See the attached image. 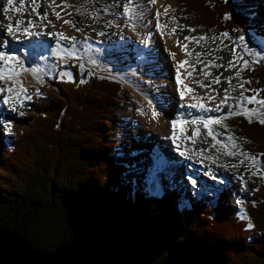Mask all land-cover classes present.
I'll use <instances>...</instances> for the list:
<instances>
[{
  "label": "trees",
  "instance_id": "obj_1",
  "mask_svg": "<svg viewBox=\"0 0 264 264\" xmlns=\"http://www.w3.org/2000/svg\"><path fill=\"white\" fill-rule=\"evenodd\" d=\"M69 2L73 0H68ZM197 28L235 36L247 20L234 0H179ZM231 14V19H225ZM0 141V231L42 253L102 238L143 264H264V179L243 207L222 192L181 207L180 191L134 194L113 155L121 84L71 67ZM246 95L264 98V64L245 68ZM58 86V89H54ZM246 152L264 161V125L236 118ZM252 223V228L248 224Z\"/></svg>",
  "mask_w": 264,
  "mask_h": 264
},
{
  "label": "bare ground",
  "instance_id": "obj_2",
  "mask_svg": "<svg viewBox=\"0 0 264 264\" xmlns=\"http://www.w3.org/2000/svg\"><path fill=\"white\" fill-rule=\"evenodd\" d=\"M260 1L262 2L264 0ZM20 2L21 0H13L12 4H8L7 0L0 1V21L5 24L3 25L4 27L0 26L2 30L0 31V43H3V39L6 38L8 40V48L14 41L20 42L23 40H29V42H32L33 40L37 47L40 48V52L51 50L52 54L50 55L49 59H39L34 54L30 53L18 54L16 56L18 60L23 61L24 67L29 69V71H20L17 65V71H19V75H17L14 79L0 80V89L4 90L0 91V104H4V109L1 110L0 113L2 114V116L6 114V112L9 115L15 110L14 108H18L19 106L14 107L15 103H17L18 105L20 104L16 97H12V94L6 91L5 88H7V86L10 87L11 85H15L19 88V91H22V94L25 93V95H28V93L32 91L37 81H54V79L56 80L59 76L62 77L63 75H60L61 69L64 75L70 77V65L68 64V56L72 55H68V51H71L73 55L77 54L80 57L82 54L81 49H83L85 53L90 45H95L97 49H100L102 47L100 42H93L92 39L83 38V40H59L57 34L60 32H63L66 37L70 38L72 23H64L65 20L70 21L68 17L69 13L71 12L69 5L68 7H55L54 10L56 12H59L62 17L61 19H57L53 14V9L48 7V4L51 2V0H36V2L39 4V15L37 14V12L32 11V8L34 7L32 0H23L24 7L22 9H20V6L18 5L20 4ZM167 2L168 0H157V3L153 6L150 4L149 0H134V29L129 23L128 15L124 13L123 18L128 22L127 25L130 27V29L126 33L125 39H122V45L118 42H115L113 44L121 45L123 47L122 50L132 56L134 60L130 62L131 64H129L128 68H125L123 70H114V65H112L108 68H104V71L106 72L105 74L111 76L112 78H115L117 82L121 83L124 94H126V92L130 90L133 91L132 98L129 101L132 109L127 112L124 117L125 120L122 123L126 127L131 126L134 128L133 138H137V135L141 131L139 122H141L145 126V128L151 132L152 136L156 137L157 133L160 137L159 139L157 137L156 142L153 141L155 143H153V148L150 151L151 153H148V155L144 156L145 162L149 164L148 168L145 167L146 173L149 175V177L153 170L157 167L159 153L155 151L154 147L161 140L162 146L164 141V143H170L174 147V149L177 147V144H179L180 147L184 146L188 150V154L181 152L178 154L175 153L174 156L168 155V160L166 161V163L169 162L171 166L175 165V162H177L178 160H182L185 162L182 163V165H185L184 169H174L175 167H172L173 172L170 169L169 171L167 170L168 176H174L175 179H178L183 183L184 181L188 180L189 177H191L192 179L198 177L200 178L197 173H202L201 170H212L213 175L222 178L229 175L228 173H226L228 171L222 170L216 166V152L211 151L210 148L216 150L220 148L231 149L233 147L232 145L234 143V140H229V136L224 132H220L221 129L218 126L212 125L211 131L213 135L210 136L208 135V130L205 129V127H203L201 123H197L195 125L189 123L182 126V128L184 129L183 132L181 131V128H177L176 130V134L178 136H181V140H177L174 142L170 138L173 135L171 121L175 118L188 121L200 120L201 118H221L220 115L217 117H210L207 114L212 108L213 104H216V102H218L217 100L212 98L215 96L208 93V90L205 92L202 91V94H207L208 97L201 98L200 96H195V94H197V92L195 91L196 88H199L200 86H204L206 88L207 86H211L217 93H219V97L225 92V89L227 88L225 87L226 84L224 82L213 85L209 84V79L212 78V75L209 77V75H206V73L207 71H211L212 73L216 71L212 67H206V70L204 69L205 73L201 74V77L198 78V76H200V71L203 68L200 66V64H198L199 61L196 59V56H194L197 50H194V43L190 42L186 43L187 52H185V50L183 49V38H180L179 36V23L175 21V19H177L176 17L178 16V14L176 13L177 6L174 7L175 0L172 1V4H167ZM55 4L65 5L64 2H61V0H55ZM168 5H173V7H171L165 15V7H167ZM1 7L8 9L7 11H5V9L2 10ZM263 7L264 4L262 2L261 6H259L261 11L264 9ZM17 9L20 10L17 11ZM157 10H159V12L161 13L159 18L161 25H165V20H168V18H172V20H168V26L166 28H162V30H157ZM246 12L250 13L249 16L253 24L251 28L252 32H254L256 35H261L258 33V31H255V28H259L261 25V13L257 12L255 9H252L251 11L249 10V12L248 10H246ZM45 13H47V19H40L39 17L44 15ZM258 13L260 14L258 15ZM256 15H258L259 18H256ZM16 21H21L23 23L17 28ZM28 21H31L35 26L32 27L28 25ZM9 23L14 26V34L10 36L7 35V25ZM26 28L28 29V34H25ZM152 28L156 29V34L149 37V32L150 30H152ZM172 29H176L175 34H172ZM161 31L164 32L163 36L161 35ZM195 35H197V33H195ZM52 39L54 40V43L52 42ZM178 40L181 42V47H177ZM259 43L260 45L258 48H262L261 45L264 46V40L259 39ZM252 48H254V45L252 46ZM0 51L5 50L4 48H0ZM57 52H59L60 55H57ZM172 54H175V56L173 57ZM141 56L143 57V59H140ZM71 58L75 59L73 57ZM56 61H59V63L55 64ZM183 61H188V63L184 68H180V75L183 84L178 85L176 83V69L178 64ZM10 63L16 64L15 61ZM104 66L105 65H101V68ZM0 67H3L2 62H0ZM33 68L37 69V72L35 74L31 72V69ZM59 72L60 74L58 75ZM189 73L191 75H189ZM17 81L19 83H17ZM196 81H200L201 83L196 84ZM188 88L192 89V91L188 92ZM182 89L185 91V97L183 100H181L180 98V90ZM167 90L169 92H167ZM164 94H168V96L170 97L177 98L179 100V102L177 103V107L179 108L180 105H183V110L181 111L180 108H175L177 109L176 111L169 110L170 105L166 104V101H164ZM168 96L166 97L169 98ZM9 97H11V99H9ZM221 98H223V96ZM232 98H234L233 88L231 89L230 95V99ZM191 104H196L197 106L203 104L205 106V111H194L191 107H188ZM232 104L234 105V103ZM137 105H139V111L137 109L134 110V107L137 108ZM160 105L163 106V108L159 107ZM140 106L142 110H140ZM222 108L224 111L229 112L230 107H228L227 103L226 105H222ZM153 110L160 112L158 120H153L151 116V112ZM2 116L0 117L2 118ZM239 116L244 115L241 114ZM3 121L5 120L3 119ZM223 121L224 120L222 119L219 124H221ZM191 129H193V131L199 129L198 135L193 137V131L191 132ZM202 133H206L207 137L204 138ZM185 135L188 137H193V139L184 140L183 137ZM213 136L215 137V139H213ZM206 138H208L207 140H212L210 141L213 142V146L205 144ZM145 141H149V139L146 138ZM129 142V146L135 149L137 152L147 153V151L149 150L148 144H140L134 141V139H131V141ZM174 143H176V145H174ZM137 144H139L140 146H138ZM120 155L122 156L121 152ZM257 162L253 163L257 164ZM165 164L163 166V169L159 171V173H161V176L163 175V173H166ZM147 174L143 176L145 177V184L155 185L157 186V188H159V179L162 177L160 176L159 178L158 172L156 173V181L153 183H149V177ZM204 177L209 178L210 180H214L210 177V175L208 176V173H205ZM245 178L243 177V179H241L240 177L235 179L230 177L228 179L232 181L233 179H235V182L239 181V186L242 187L241 184H243V182L246 183ZM222 179L221 181L224 180ZM197 186L204 187L205 189L208 187V185L204 181H201V184H198ZM189 187L195 190V187L190 184Z\"/></svg>",
  "mask_w": 264,
  "mask_h": 264
},
{
  "label": "rangeland",
  "instance_id": "obj_3",
  "mask_svg": "<svg viewBox=\"0 0 264 264\" xmlns=\"http://www.w3.org/2000/svg\"><path fill=\"white\" fill-rule=\"evenodd\" d=\"M1 1V0H0ZM172 1L174 0H168L167 4H172ZM238 9L242 12V14L245 16L247 20V26L245 31L238 33L235 36L227 35L224 36L218 35L216 32L206 33L201 28H196L193 17L186 14L187 12L182 8V5L179 3V0H175V6L177 11L176 13L178 16L176 17L175 21L179 23V36L180 38H183V43L186 44L188 42L194 43V50L196 51V59L199 61L198 64L203 68L200 71L201 74H204V69L206 67H212L216 71L213 73L211 71H207V73H210L209 77L212 75V78L209 79L210 85L212 84H219L220 82H224L226 84L225 92L219 97V93H217L211 86H201L199 88H196L195 91L197 94L195 96L202 97H208L207 94L203 95L202 91H207L214 97L216 104L214 103L212 108L207 113L210 117H226L223 119L224 121L221 124H214L215 126H218L221 131L227 134L229 137H235L234 144L236 145L235 148H220L218 150L210 148L211 151L216 152V159L215 162H217L216 166L222 170L228 171L229 175L224 176L228 183L224 186L222 190H215V187L213 186L209 178L203 177L205 173H209L211 171L209 170H201L203 175H200V178H195L197 181L196 184H201V181H204L208 187L207 190H203L202 187H199L197 191L192 190L189 187V184L192 185L189 180H186V185H181L180 183H177L175 181V178L173 176L167 175L166 173H163L161 176V173L158 171L159 178L160 176L162 178L159 179V188L155 185H149L145 184V177L146 170L145 167L148 168L149 164L145 162V155H148V153H151L150 151L153 148V143H155L160 138L159 135L156 133V137L152 136L151 132L148 131L145 126L139 122L140 126V133L137 135V138H133V130L134 128L131 126H124L122 123L125 120V115L127 112L132 109L130 106V100L132 98L133 91L130 90L126 92V94L123 93V87L122 92L119 96L120 99V105L117 107L118 117L117 121L118 124L116 125L117 130V136L116 139L118 140V144L116 146V151L114 154V158L118 162H124L126 166L128 167V171L125 177L129 185L133 188V193H149L150 195L160 196L163 195V189L165 187H171L173 189H176L180 191V193L183 194V198L181 199L182 206H189L191 202H194L195 200L199 199L200 196H202L206 192H211L210 195H208L209 198L212 199V202H216L219 199L220 192L224 191L226 194H231L233 196L232 203L234 205H238L239 212L241 215L245 216V208L243 205L248 202L253 197V192L257 189V186L259 184L260 179H264V161L263 160H257V164H254L252 160L247 159L248 157H251L246 152L247 143L242 140L241 137L238 136L237 130H235L230 122L236 118H242L248 120V118L244 116H232L228 117L227 112L224 111L221 105L220 111H215L214 109L218 104H220V100H222V96L224 97L227 95L230 99L231 95V89L233 88V94L234 98L227 100L228 107H231L233 104L236 103L237 100L241 99L242 95L244 97L246 96V89L242 90L240 88L241 83H243L241 79L242 71L244 68L248 67H254L260 64H264V46L262 45V48L259 47V39L264 40V9L261 11L259 6H261V3L264 1L260 0H234ZM61 2H64L65 4L69 5V8L71 9V12L69 13L68 17L71 21V33L70 32V38L74 37L77 40H83L85 39H92L93 42H100L102 47L100 49H97V47L94 45H90L88 49L85 51L81 49L82 54L79 57L77 54L68 56V64L71 65H79L80 70L82 73L86 71H90V75L95 77L96 79H110L115 80V78H112L111 76H108L105 74L104 68H108L109 66L114 65V70L120 69L123 70L125 68H128L130 62L133 61V57L129 54L125 53L122 50V44L121 42L125 39L126 33L129 31L130 27L127 25L128 22L124 20L123 14H124V4H127L129 0H73L69 2L68 0H61ZM20 6V4H18ZM169 6V5H168ZM173 7V5L171 6ZM264 8V7H263ZM2 10L6 9L1 7ZM8 9V8H7ZM252 9H255L257 12L261 13L262 22L259 28H255V31H258L261 35H256L254 32H252V20L249 16L250 13H247L246 10L251 11ZM258 13V15L260 14ZM7 15V14H5ZM258 15H256V18H259ZM8 17V16H7ZM172 20V18H168V20ZM168 20H165L164 24L166 27L168 26ZM170 22V21H169ZM5 25L2 21H0V26ZM73 25V26H72ZM4 27V26H3ZM75 27V28H74ZM188 29H195V31H189ZM0 31L1 28H0ZM102 33V34H101ZM195 33H197V36H195ZM156 34V29L152 28L149 32V37ZM183 35V36H182ZM76 36V37H75ZM85 36V37H84ZM88 36V37H86ZM200 36H205L207 39L205 40H192V41H186L184 37H194L198 38ZM244 36L245 41L241 43L239 41V37ZM123 39V40H122ZM143 41V40H141ZM15 42V41H14ZM52 42L54 43V40L52 39ZM115 42L120 43L121 45H113ZM13 43V42H12ZM92 43V42H91ZM143 43V42H141ZM244 44H247V48L244 47ZM254 45V48L252 46ZM114 46V48H113ZM143 48V47H142ZM234 49V51H233ZM263 53H262V52ZM84 55V57H83ZM71 57L75 58L72 59ZM242 57L243 59H240ZM79 58V59H78ZM72 59V60H71ZM243 60L248 61L247 67L244 66ZM234 62L235 67H231L229 62ZM59 63V61L55 62ZM106 63V64H104ZM67 64V65H68ZM59 65V64H58ZM101 65H105L101 68ZM61 69V67H60ZM70 69V77L67 75H64L62 72V69L58 73V75H63L62 77L59 76L54 81H37L35 83V86L33 87L32 91L28 93V95L25 93L22 94V91H19L18 87L15 85H11L10 87L13 89L11 92L12 97H16V99L19 101V105L15 103L14 107L19 106L18 108H14L15 110L11 114H0L2 118L0 117V140L6 138L7 141L13 139L14 134L12 133V130L17 123L23 121V119L26 117V113L28 111H35L37 112L38 105L40 104L41 97L44 95L41 88L50 87L54 85V82H61V81H70L73 80V71ZM206 70V69H205ZM239 71L240 75L237 77L236 73ZM217 74V75H216ZM219 78L220 82L216 83L215 78ZM48 80V79H47ZM231 81V82H229ZM196 84H200V81H196ZM7 88H9L7 86ZM5 88V89H7ZM54 89H58L57 86H55ZM202 89V90H201ZM215 91V92H214ZM167 92H169L167 90ZM202 94V95H201ZM168 94H164L163 98L164 101H166V104H169V110L176 111L178 108L177 103L179 100L175 97L167 98L166 96ZM220 99V100H219ZM245 106L249 109H257L259 112V106L256 104H247L245 101ZM163 108V106H159ZM183 105H180L179 108L181 109ZM4 109V104H0V109ZM139 105H137V108L134 107V110L139 111ZM178 108V109H179ZM195 109V108H193ZM140 110L141 106H140ZM183 109H181L182 111ZM239 111V109H235ZM1 113V110H0ZM4 113V112H3ZM22 113V114H21ZM259 115L254 116L252 118V121H258ZM249 121V120H248ZM11 126V131H9L8 126ZM193 129H191V132ZM230 132V133H227ZM202 135L205 137L206 133H202ZM148 138L149 141H145V139ZM131 139H134V141L142 144H148L149 150L147 153H141L137 152L135 149L131 148L129 146V141ZM206 138L205 144H209L213 146L212 140ZM125 140V141H123ZM211 140V141H210ZM155 141V142H153ZM158 144H161L158 142ZM140 146L139 144H137ZM210 146V147H211ZM158 145H155L154 149L156 150ZM209 151V150H208ZM120 152L122 156L120 155ZM229 153H234L232 155H229ZM241 161H244L243 164H241ZM155 163V161H154ZM261 164V165H260ZM234 165H237V167H234ZM259 168L260 172L257 174L256 169ZM163 169V168H162ZM169 171V170H168ZM184 174V173H183ZM148 175V174H147ZM185 175V174H184ZM183 176V175H182ZM149 177V175H148ZM240 178V177H246V183L243 182L242 187L239 186V181L235 182V179L229 180L228 178ZM215 182V181H214ZM238 182V183H237ZM189 183V184H187ZM246 185V187H245ZM193 186V185H192ZM215 193H214V192Z\"/></svg>",
  "mask_w": 264,
  "mask_h": 264
},
{
  "label": "snow or ice",
  "instance_id": "obj_4",
  "mask_svg": "<svg viewBox=\"0 0 264 264\" xmlns=\"http://www.w3.org/2000/svg\"><path fill=\"white\" fill-rule=\"evenodd\" d=\"M8 4H12L13 3V0H7ZM150 4L151 5H155L157 3V0H149ZM225 2H227V0H225ZM32 3L34 5V7L32 8V11L33 12H37V14L39 15L38 13V9H39V4L36 2V0H32ZM133 3H134V0H129V2L125 5L124 7V13L128 15V19H129V23L130 25L133 27L134 29V19H135V8L133 6ZM24 7V3H23V0H21L20 2V9H22ZM48 7L49 8H52L53 9V14L56 16L57 19H61V15L59 12H56L54 9L55 7H68L67 4L65 5H56L55 4V0H51V2L48 4ZM171 6H167L165 7V15L167 14V12L170 10ZM20 9H17V11H19ZM5 11H7V9H5ZM160 15L161 13L159 12V10H157L156 12V20H157V30H162V28H166V25H161L160 23ZM40 19L42 20H46L47 19V13H45L44 15L40 16L39 17ZM225 19H231V14H227L225 17ZM174 19V18H173ZM23 22L21 21H16V27L18 28ZM28 25L34 27L35 25L32 24L31 21H28L27 22ZM65 24H71V21H68V20H65L64 21ZM54 26V25H53ZM189 31H195V29H188ZM172 34H175L176 32V29H172ZM14 34V26L9 23L7 25V35H13ZM25 34H28V29L26 28L25 29ZM102 34V33H101ZM58 35V38L59 40H65V39H71V40H74L75 38H69V37H66L65 34L63 32H60L57 34ZM161 35L163 36L164 35V32L161 31ZM224 36H227L228 34L227 33H224L223 34ZM184 39L186 41H192V40H197V41H200V40H205L207 39V37L205 36H200L198 38H194V37H184ZM239 41L241 43H243L245 41V37L244 36H240L239 37ZM8 46V40L6 38L3 39V43H0V48H6ZM177 47H181V42L178 40L177 41ZM183 49L185 50V52H187V44H184L183 46ZM244 47L247 48V44H244ZM234 51V49H233ZM57 55H60L59 52L56 53ZM68 55H73V53L71 51H68L67 53ZM173 57L175 56V54H172ZM140 59H143V57L141 56ZM240 59H243L242 57H240ZM15 61L16 64H12L10 62H13ZM0 62H2L3 64V67H0V80H3V79H14L17 75H19V71H17V65L19 67V70L20 71H24V72H27L29 71V69L25 68L24 65H23V61H20L18 60V58L15 56V55H9L7 54L5 51H0ZM188 63V61H183V62H180L177 66V69H176V83L178 85H182L183 84V81L181 80V75H180V68H184L185 65ZM230 63V66L231 67H235V63L234 62H229ZM243 64L245 67H247L248 65V61L247 60H243ZM31 72L33 74H35L37 72V69L33 68L31 69ZM189 75H191L189 73ZM206 75H210V73H206ZM240 75L239 71H237L236 73V76L238 77ZM215 82L216 83H219L220 80L219 78H215ZM231 82V81H229ZM17 83H19L17 81ZM246 83V82H244ZM244 83H241L240 85V88L243 90L244 89ZM0 91H4L2 89H0ZM7 92L11 93L13 91V89L11 87L7 88L6 89ZM188 92H191L192 89L188 88L187 89ZM258 96H259V93L256 92L254 95H252L251 97H244L242 95L241 99L237 100V102L232 105L230 108H229V112L227 113V116L228 117H232V116H238V115H245L248 120H249V123L252 122V118L254 116H257L259 115V123L264 125V98H260L258 99ZM185 97V91L182 89L180 90V98L181 100H183ZM214 99V97H212ZM9 99H11V97H9ZM229 99V97L227 95H225L220 104H218L216 106V108L214 109L215 111H220L221 110V105H226V102L227 100ZM245 101L247 104L251 105V104H256L259 106V112L257 111V109H249L248 107H245ZM7 102V101H5ZM188 107H191V108H196L197 105L196 104H191L189 105ZM199 107L201 109H204V105L203 104H200ZM235 109H239V111L235 110ZM22 114V113H21ZM151 116L153 118V120H158L159 116H160V112L156 111V110H153L151 112ZM226 117H221L220 119H203L201 118L200 120H191V121H188V120H184V119H174L171 121V127H172V130H173V135L170 137L174 142L177 141V140H181V136H178L176 134V130L177 128H181V131L183 132L184 129L182 128L183 125H186V124H197V123H202L204 125L205 128L208 129V135L212 136V131H211V128L209 127L210 125H213V124H219L221 122L222 119H225ZM8 129L9 131H11V126L9 125L8 126ZM199 133V129H196L193 131V137L197 136ZM193 137H188V136H184L183 139L184 140H192ZM213 139H215V137L213 136ZM229 140H233L234 138L233 137H228ZM233 148L236 147V145L233 143ZM180 145L177 144V148H179ZM234 153H229V155H232ZM261 155H264V154H261ZM247 159L249 160H252L254 163L256 162V157L255 156H252V157H248ZM166 162L163 161L162 158H160L158 161H157V167L153 170V172L151 173L150 177H149V183H153L156 181V173L160 170H162L164 164ZM244 161H241V164H243ZM234 167H237V165H234ZM260 172V169L257 168L256 169V173H253L254 175L259 173ZM189 179L191 180V183L192 185L195 187L197 181L195 179H192L191 177H189ZM241 179H243V177H241ZM246 187V185H245ZM241 218H245L243 215ZM248 228L251 229L252 228V224L249 223L248 224Z\"/></svg>",
  "mask_w": 264,
  "mask_h": 264
},
{
  "label": "water",
  "instance_id": "obj_5",
  "mask_svg": "<svg viewBox=\"0 0 264 264\" xmlns=\"http://www.w3.org/2000/svg\"><path fill=\"white\" fill-rule=\"evenodd\" d=\"M0 264H143L140 253L128 256L102 238L77 246H61L53 253L36 251L28 242L0 231Z\"/></svg>",
  "mask_w": 264,
  "mask_h": 264
}]
</instances>
